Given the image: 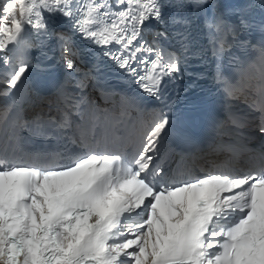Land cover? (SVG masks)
Listing matches in <instances>:
<instances>
[{
    "label": "snow or ice",
    "instance_id": "snow-or-ice-1",
    "mask_svg": "<svg viewBox=\"0 0 264 264\" xmlns=\"http://www.w3.org/2000/svg\"><path fill=\"white\" fill-rule=\"evenodd\" d=\"M257 38L209 145L247 159L182 170L180 82ZM0 100V264H264V0H0Z\"/></svg>",
    "mask_w": 264,
    "mask_h": 264
}]
</instances>
